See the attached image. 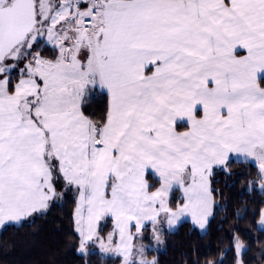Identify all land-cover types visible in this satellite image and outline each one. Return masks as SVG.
I'll return each instance as SVG.
<instances>
[{
    "label": "snow or ice",
    "instance_id": "obj_1",
    "mask_svg": "<svg viewBox=\"0 0 264 264\" xmlns=\"http://www.w3.org/2000/svg\"><path fill=\"white\" fill-rule=\"evenodd\" d=\"M245 162L264 191V0H0V229L70 197L80 254L159 264Z\"/></svg>",
    "mask_w": 264,
    "mask_h": 264
},
{
    "label": "trees",
    "instance_id": "obj_2",
    "mask_svg": "<svg viewBox=\"0 0 264 264\" xmlns=\"http://www.w3.org/2000/svg\"><path fill=\"white\" fill-rule=\"evenodd\" d=\"M101 103L97 99L94 107ZM231 175L216 170L213 176L215 204L204 230L190 220L162 233L163 244L149 252L159 264H205L209 259L233 264L228 251L234 236H239L249 251L246 264H264V229L257 210L264 208V191L251 181L257 174L253 163H232ZM181 192L175 191L180 198ZM72 199L56 202L43 214H34L21 224L0 230V264H120L118 257L77 251L78 239L72 228ZM111 225L109 224L108 230Z\"/></svg>",
    "mask_w": 264,
    "mask_h": 264
},
{
    "label": "crops",
    "instance_id": "obj_3",
    "mask_svg": "<svg viewBox=\"0 0 264 264\" xmlns=\"http://www.w3.org/2000/svg\"><path fill=\"white\" fill-rule=\"evenodd\" d=\"M213 208H214V206H213ZM212 217V216H211ZM211 217L209 218V221H210V219H211ZM184 220H190L191 222H192V220H191V217H185V218H183V220L182 221H184ZM181 221V222H182ZM193 223V222H192ZM194 224V223H193ZM195 225V224H194ZM260 225V224H259ZM197 226V225H196ZM177 227V226H176ZM175 227V228H176ZM198 227V226H197ZM260 227L262 228V229H264V227H262L261 225H260ZM199 228V227H198ZM174 229V228H173ZM200 229V228H199ZM1 230V229H0ZM200 230H204V229H200Z\"/></svg>",
    "mask_w": 264,
    "mask_h": 264
},
{
    "label": "rangeland",
    "instance_id": "obj_4",
    "mask_svg": "<svg viewBox=\"0 0 264 264\" xmlns=\"http://www.w3.org/2000/svg\"><path fill=\"white\" fill-rule=\"evenodd\" d=\"M162 240H163V238H162ZM160 246H162V245H160ZM160 246H159V247H160ZM149 258H151V257H149Z\"/></svg>",
    "mask_w": 264,
    "mask_h": 264
}]
</instances>
